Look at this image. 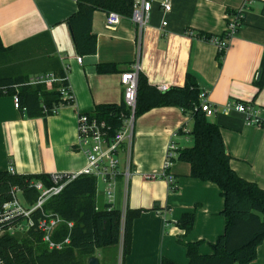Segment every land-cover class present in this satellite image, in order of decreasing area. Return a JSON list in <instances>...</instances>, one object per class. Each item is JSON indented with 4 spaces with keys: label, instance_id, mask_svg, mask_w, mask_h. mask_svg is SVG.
Instances as JSON below:
<instances>
[{
    "label": "crops",
    "instance_id": "0c3cea01",
    "mask_svg": "<svg viewBox=\"0 0 264 264\" xmlns=\"http://www.w3.org/2000/svg\"><path fill=\"white\" fill-rule=\"evenodd\" d=\"M163 1L151 0L149 22L141 31L130 16H121L117 25L109 27L107 12L96 10L92 30L97 51L81 56L79 63L66 22L77 10L76 0H0L2 43L10 46L49 32L73 95V103L61 104L57 113L45 119L23 116L14 96L0 95V170L13 167L20 174L52 175L83 169L86 157L76 147L77 116L94 112L97 105L120 103L121 76L137 63L138 72L157 87L182 86L187 74L193 75L201 99L216 107L207 118L220 127L230 166L264 189V125L250 122L246 113L230 106L249 104L264 122V88L257 93L253 83L264 51V0H169L167 12ZM240 9L244 10L242 24L220 62L217 45L198 33L223 37L228 18ZM101 63L115 64L117 71L100 73ZM192 128L191 116L176 106L143 113L133 127L131 178H118L110 199L105 184H98V209L110 203L123 213L127 208L142 211L133 221L130 250L123 260L122 245L116 246L114 255L122 264H162L163 259L188 264L185 243L203 241L200 252L209 254L210 243L224 232V197L219 187L190 177V164L177 159L179 149L193 145ZM171 142L176 152L167 173L174 177V188L164 177ZM120 160L125 161L124 154ZM184 213L195 216L188 233L178 226ZM111 247L96 250L100 264L101 254ZM249 264H264V240Z\"/></svg>",
    "mask_w": 264,
    "mask_h": 264
},
{
    "label": "trees",
    "instance_id": "16d2710c",
    "mask_svg": "<svg viewBox=\"0 0 264 264\" xmlns=\"http://www.w3.org/2000/svg\"><path fill=\"white\" fill-rule=\"evenodd\" d=\"M76 1L77 10L66 22L80 56L97 51V36L92 30L96 10L115 11L129 17L134 4V0ZM198 35L211 38L209 34ZM54 51L49 32L10 46H5L0 38V95H16L19 110L27 118L45 119L55 106L73 103V99H65L61 94L60 87L68 84L67 72ZM224 54L225 51L218 52L220 62ZM97 71L111 73L117 69L115 64L101 63L97 65ZM33 72L34 75L53 73L62 80L31 84ZM253 83L257 93L264 88V51ZM201 103L200 87L190 73L184 85L160 90L138 72L135 118L152 108L164 106H176L188 113L193 120L190 131L193 145L179 149L177 159L190 164V177L216 184L224 197L221 211L225 220L224 232L210 243L212 252L209 254L200 252L203 241L185 243L188 264H249L256 258L257 248L264 240V189L232 169L220 127L208 120ZM93 113L106 120L113 133L121 127L128 108L122 99L118 104L97 105ZM259 125L263 126L264 122L260 121ZM35 181H41L47 187L53 185L50 174L0 170V264H85L81 256L89 258L97 249L118 246L121 239L122 260L129 253L133 221L142 211L127 208L123 213L110 203L98 209L94 176L80 175L67 182L58 194L48 198L30 215H4L5 203L12 201L17 193L25 205L36 203L39 191L32 185ZM51 217L60 219L50 233V241L61 244L60 247H50L44 240L45 232L39 227L42 220ZM194 218V213H184L178 226L188 233ZM29 220L32 224L23 235L11 232L12 228ZM162 264L177 263L163 259Z\"/></svg>",
    "mask_w": 264,
    "mask_h": 264
},
{
    "label": "built area",
    "instance_id": "2783aa9c",
    "mask_svg": "<svg viewBox=\"0 0 264 264\" xmlns=\"http://www.w3.org/2000/svg\"><path fill=\"white\" fill-rule=\"evenodd\" d=\"M151 0H134L133 10L130 15L131 20L139 27L140 31L149 22V14L151 11ZM165 12L171 9L169 0H165L162 3ZM244 10L240 9L237 12L231 14L228 18V24L226 32L223 37L211 36L210 41L214 42L218 51H226L229 46L230 38L236 33L239 26L242 24ZM120 15L115 11L107 12L106 24L109 27H114L120 20ZM167 22L163 21L162 25H166ZM77 61L82 63L81 56L77 57ZM66 70V68H65ZM67 71V70H66ZM62 79L56 77L53 73H46L32 77L30 79L31 84L36 83H53L61 81ZM137 81H138V64L136 63L133 70L127 71L121 76V84L124 87L123 99L127 105L128 113L123 115L122 125L120 128L111 132V127L106 120L100 119L93 112L80 113L77 116V150L84 153L86 157V165L83 169L74 173H53L51 179L53 181L52 186H45L41 181H35L32 185L39 191L37 201L32 206L22 204L18 199L17 194L14 199L4 205V215H30L34 210L41 208L44 202L53 195L58 194L65 186V184L80 175L94 176L97 181V186L100 183L105 184L107 198H111V192L113 184L118 178L128 181L132 174V137L133 127L135 122V106L137 95ZM160 90H167L166 85L158 87ZM60 91L65 99H73V95L70 88L67 85L61 86ZM202 97V96H201ZM14 105L19 108V100L14 95ZM231 107L238 111H242L247 114L250 122L260 124L261 119L256 116V112L249 104L241 102H233ZM60 105L55 106L51 114H55L58 111ZM201 108L205 112L207 117L213 115L216 112V107H213L207 101L202 100ZM176 145L171 142L168 145V155L164 165V177L168 180L170 187L174 188V177L167 173V169L170 165V161L175 155ZM120 154H124L125 161L121 163ZM9 171L14 173L13 167L9 168ZM60 222L58 217H51L40 222L39 227L45 232L44 240L49 242L50 247H60L61 244H54L50 241V233L53 228ZM32 222L29 220L28 226ZM72 224L69 223V226ZM68 239L65 240L67 242Z\"/></svg>",
    "mask_w": 264,
    "mask_h": 264
},
{
    "label": "rangeland",
    "instance_id": "374dc122",
    "mask_svg": "<svg viewBox=\"0 0 264 264\" xmlns=\"http://www.w3.org/2000/svg\"><path fill=\"white\" fill-rule=\"evenodd\" d=\"M17 197L22 202V204H25L22 197L20 196V193L17 194ZM27 228H28V222H23L20 225H18L17 227L12 228L11 232L15 233L18 236H21L25 233ZM119 244L122 245V239L120 240ZM114 254L116 255V246H113L111 248H107L106 251H104L101 254L102 263L103 264H122V262L120 261L121 258L119 259V255L117 256V260H116V257ZM81 260L85 264H88V257L87 256H81Z\"/></svg>",
    "mask_w": 264,
    "mask_h": 264
},
{
    "label": "water",
    "instance_id": "95a60500",
    "mask_svg": "<svg viewBox=\"0 0 264 264\" xmlns=\"http://www.w3.org/2000/svg\"><path fill=\"white\" fill-rule=\"evenodd\" d=\"M88 264H100V262L96 256H91L88 258Z\"/></svg>",
    "mask_w": 264,
    "mask_h": 264
}]
</instances>
